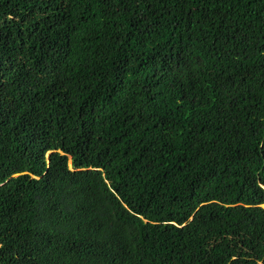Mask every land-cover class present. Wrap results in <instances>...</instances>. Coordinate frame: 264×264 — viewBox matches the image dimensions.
<instances>
[{
    "label": "trees",
    "instance_id": "1",
    "mask_svg": "<svg viewBox=\"0 0 264 264\" xmlns=\"http://www.w3.org/2000/svg\"><path fill=\"white\" fill-rule=\"evenodd\" d=\"M264 0H0V264H264Z\"/></svg>",
    "mask_w": 264,
    "mask_h": 264
},
{
    "label": "rangeland",
    "instance_id": "2",
    "mask_svg": "<svg viewBox=\"0 0 264 264\" xmlns=\"http://www.w3.org/2000/svg\"><path fill=\"white\" fill-rule=\"evenodd\" d=\"M264 206V205H263Z\"/></svg>",
    "mask_w": 264,
    "mask_h": 264
}]
</instances>
